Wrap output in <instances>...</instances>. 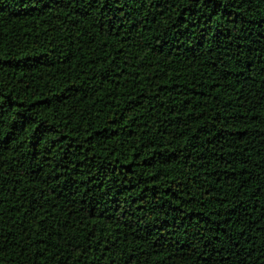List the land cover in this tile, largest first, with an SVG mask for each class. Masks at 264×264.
Segmentation results:
<instances>
[{
    "label": "trees",
    "instance_id": "1",
    "mask_svg": "<svg viewBox=\"0 0 264 264\" xmlns=\"http://www.w3.org/2000/svg\"><path fill=\"white\" fill-rule=\"evenodd\" d=\"M0 264H264V0H0Z\"/></svg>",
    "mask_w": 264,
    "mask_h": 264
}]
</instances>
